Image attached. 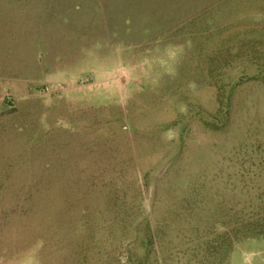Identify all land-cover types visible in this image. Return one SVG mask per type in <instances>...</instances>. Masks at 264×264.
Listing matches in <instances>:
<instances>
[{"label": "rangeland", "instance_id": "obj_1", "mask_svg": "<svg viewBox=\"0 0 264 264\" xmlns=\"http://www.w3.org/2000/svg\"><path fill=\"white\" fill-rule=\"evenodd\" d=\"M262 212L264 0H0V264H264Z\"/></svg>", "mask_w": 264, "mask_h": 264}, {"label": "trees", "instance_id": "obj_2", "mask_svg": "<svg viewBox=\"0 0 264 264\" xmlns=\"http://www.w3.org/2000/svg\"><path fill=\"white\" fill-rule=\"evenodd\" d=\"M238 226L241 227H247L246 231L244 233H236L234 237L237 238H256V237H264V212L261 214H256L253 222L250 224H244L242 225L241 223H238ZM241 234V235H240ZM229 236V233H223V240L224 242L226 241L227 237Z\"/></svg>", "mask_w": 264, "mask_h": 264}]
</instances>
